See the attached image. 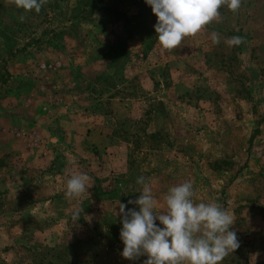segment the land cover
Here are the masks:
<instances>
[{
    "label": "rangeland",
    "instance_id": "obj_1",
    "mask_svg": "<svg viewBox=\"0 0 264 264\" xmlns=\"http://www.w3.org/2000/svg\"><path fill=\"white\" fill-rule=\"evenodd\" d=\"M219 13L164 51L144 0H0V264H143L121 256L116 211L141 176L157 213L192 182L234 216L222 264H264V0Z\"/></svg>",
    "mask_w": 264,
    "mask_h": 264
},
{
    "label": "clouds",
    "instance_id": "obj_2",
    "mask_svg": "<svg viewBox=\"0 0 264 264\" xmlns=\"http://www.w3.org/2000/svg\"><path fill=\"white\" fill-rule=\"evenodd\" d=\"M25 12L39 13L46 0H13ZM156 17L154 30L162 50L177 49L186 37L194 36L219 16L227 6L233 13L242 0H144ZM24 19L23 16L20 17ZM213 45L220 43L219 33L211 34ZM227 44L239 46L243 38L233 36ZM90 177L81 173L68 179L65 197L74 199L89 189ZM140 195L127 203H119L121 256L129 261L146 257L143 264H222L240 247L237 233L230 230L234 216L216 202H195L190 181L169 189L165 196L166 211L157 213V199L143 176ZM132 205V207H129ZM83 215L76 209L72 220Z\"/></svg>",
    "mask_w": 264,
    "mask_h": 264
}]
</instances>
